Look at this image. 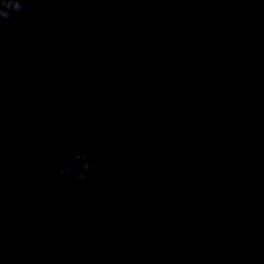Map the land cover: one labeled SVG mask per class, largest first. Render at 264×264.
Returning <instances> with one entry per match:
<instances>
[{"label":"clouds","instance_id":"clouds-1","mask_svg":"<svg viewBox=\"0 0 264 264\" xmlns=\"http://www.w3.org/2000/svg\"><path fill=\"white\" fill-rule=\"evenodd\" d=\"M26 3L27 0H0V27L3 26L5 21L12 20L14 15H23L26 10ZM74 159L78 162L80 170H77L72 165L65 164L64 167L57 170V175L55 176L57 182L64 177L74 178L79 181L88 180V172L92 167L89 153H76Z\"/></svg>","mask_w":264,"mask_h":264}]
</instances>
